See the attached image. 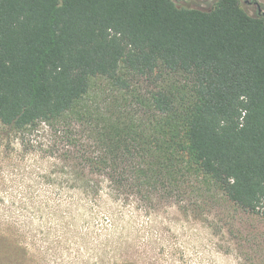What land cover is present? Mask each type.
<instances>
[{"label":"trees","instance_id":"obj_1","mask_svg":"<svg viewBox=\"0 0 264 264\" xmlns=\"http://www.w3.org/2000/svg\"><path fill=\"white\" fill-rule=\"evenodd\" d=\"M0 122L53 125L81 195L73 222L81 209L107 221L57 264H177L160 238L118 233V207L196 216L216 191L264 217V13L240 0H0ZM2 241L0 264H40Z\"/></svg>","mask_w":264,"mask_h":264},{"label":"rangeland","instance_id":"obj_2","mask_svg":"<svg viewBox=\"0 0 264 264\" xmlns=\"http://www.w3.org/2000/svg\"><path fill=\"white\" fill-rule=\"evenodd\" d=\"M215 1L175 0L183 7H210ZM240 1L251 15L258 12L255 2L264 11V0ZM73 117L67 123L75 125ZM52 126L15 129L0 122V243L8 239L12 251L27 246L40 264L64 263L72 236L107 222L83 209L73 222L70 211L78 210L81 195L65 173V146ZM209 195L196 216L171 202L151 215L141 210L142 203L117 206L118 233L129 241L139 235L160 238L161 251H174L177 264H264V217L216 191Z\"/></svg>","mask_w":264,"mask_h":264},{"label":"water","instance_id":"obj_3","mask_svg":"<svg viewBox=\"0 0 264 264\" xmlns=\"http://www.w3.org/2000/svg\"><path fill=\"white\" fill-rule=\"evenodd\" d=\"M257 6H258V11H259V13H261V12L264 13V11L262 10V8H261V6L259 5V3H257Z\"/></svg>","mask_w":264,"mask_h":264},{"label":"flooded vegetation","instance_id":"obj_4","mask_svg":"<svg viewBox=\"0 0 264 264\" xmlns=\"http://www.w3.org/2000/svg\"><path fill=\"white\" fill-rule=\"evenodd\" d=\"M255 3H256V5H257L258 2H255ZM258 12H259V11H258ZM261 13H262V12H261Z\"/></svg>","mask_w":264,"mask_h":264}]
</instances>
